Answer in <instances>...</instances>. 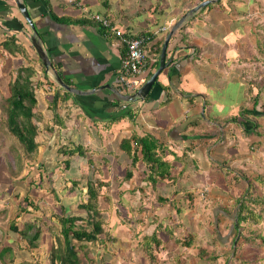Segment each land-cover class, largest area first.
<instances>
[{
    "label": "crops",
    "instance_id": "0c3cea01",
    "mask_svg": "<svg viewBox=\"0 0 264 264\" xmlns=\"http://www.w3.org/2000/svg\"><path fill=\"white\" fill-rule=\"evenodd\" d=\"M21 1L53 67L79 92L64 99L67 91H59L57 114L63 124L53 126L49 107L57 86L49 83L51 71L37 57L32 31L14 0H0V91L8 90L16 68L32 67L42 121H50L57 138L81 141L106 173L110 201L122 204L119 217L108 214L117 220L109 229L117 255L109 263L224 264L247 179L264 196V128L257 122L261 117L264 126V0H215L187 17L168 41V67L145 98L135 101L125 100L118 84L122 44L88 14H101L127 34L146 37L147 79L174 23L203 0H76L78 6ZM11 36L19 46L14 53L2 46ZM133 134L151 135L164 149L159 154L168 161L170 175L155 187L141 174L142 161L131 165L120 148L121 140ZM42 138L48 140L49 134ZM128 170L132 175L125 178ZM155 196L162 214L149 217L143 212L147 205L134 208V203H149L147 212H155ZM152 233L171 237L157 261L150 262L139 241ZM189 234L194 238L186 246L183 236ZM207 236L216 237L213 246ZM210 250L216 260L201 255Z\"/></svg>",
    "mask_w": 264,
    "mask_h": 264
},
{
    "label": "trees",
    "instance_id": "16d2710c",
    "mask_svg": "<svg viewBox=\"0 0 264 264\" xmlns=\"http://www.w3.org/2000/svg\"><path fill=\"white\" fill-rule=\"evenodd\" d=\"M12 36L2 43L3 49L8 53H14L19 50V46L16 45ZM159 48L160 47L158 46L156 52L153 51L155 52L156 57L159 55ZM147 55H149L148 50ZM155 63L157 64V62ZM34 74L35 71L30 66H20L15 69V74L9 81L7 94L3 97L4 100L2 98V100L0 99V107L1 109L3 108L6 113L5 124L2 123L0 125V131L1 128L3 129L6 127V129H8L7 131L18 140L27 157H33L38 153L37 148L44 143L42 135L47 132L49 134V139L46 141L50 142L52 145H57L55 151L62 156L61 159H63L65 168L70 166L71 158L74 155H78L85 157L88 160L90 167L93 166V171L97 168L100 171V166L97 165L90 155H87L86 150L88 149L84 148L81 141L75 142L66 139L64 136L57 138L54 131L55 127L53 126L56 125V123H58V125L63 124L62 121H60L61 118H59L57 114L58 108L56 105L59 91L63 89L55 84L54 81L49 82L57 86V92L54 94L53 101L50 103L49 107L52 113L51 120L53 126H50V121H42L43 115L37 106L38 95L33 85ZM69 94L70 93L68 92H64L63 98L66 99ZM39 122L41 125H38ZM253 126L254 125L251 127L253 128ZM50 134L55 137H51ZM223 138L224 136L222 139ZM120 148L130 160L131 165H135L139 159L142 161L146 168L143 169L141 174L144 176V179L148 180L153 186L161 180L169 178L170 171L168 161L159 154V152L163 154L164 149L151 135L138 136L133 134L130 137L121 140ZM47 152L48 151H46V153ZM138 154H140V156H138ZM46 166L48 167L47 163H44L41 166V170L42 168H47ZM22 167L23 165L18 164L15 172H20ZM131 175V170H128L125 173V178H129ZM246 182L247 187L244 189L243 197L240 199L238 198L237 200V204L239 201L240 203L235 211L236 219L233 222V228L236 233L231 241L233 247L230 254L232 253V255H227V259H230L229 261L226 259L224 264H246L239 255L240 248L243 247L244 243L251 239V234H254L255 231L251 230L249 235H244L242 232L244 231L243 229L245 225L250 226V224H257L261 219L260 213L256 211L253 205L264 203V196L256 192L258 186L254 184L252 180L247 179ZM71 183L73 186L74 184H78L76 181H72ZM105 186L106 181H104V179H93L92 174L88 175V179L86 180L87 198L76 204L77 208L82 209L85 212V215H80L79 213L70 214L67 212V206H64L63 204L60 205L61 212L57 215V222L60 225V229L58 235L55 237L56 245H51L49 250V264H83L78 255V250L83 251L85 259L91 260L92 255L95 254L92 249L94 246H98L100 248L99 251L103 253L100 264H110V259L117 255V250L113 246L115 237L110 234L108 228L106 229V226H109V216L107 212L110 211L112 206L110 196L105 197L104 195V198H106L109 203L107 207L103 208L99 205L100 199L98 190ZM23 200L30 205L33 204L27 196H24ZM34 207L37 208V205L34 204ZM20 208L27 210L25 207ZM105 214H107V216H105ZM9 227L12 231L17 232L31 248L38 246L37 241L40 237L41 229L34 221L24 222L21 227L18 228L15 223H10ZM111 227H116V222L113 225L111 224ZM171 234L172 232L169 230V235ZM171 236H166L165 239H162L157 233H152L151 235H144L142 237L139 241V245L144 254L149 258L150 262L157 261L158 252L161 248L165 247L164 243H167ZM193 238L194 237L189 234L184 237L182 244L189 246L192 244ZM215 238L212 237L211 244L209 245L213 246L216 240ZM179 239L177 238V240ZM260 241L261 244L264 245V236L260 235ZM75 242L78 246L75 245ZM87 248L88 251H86ZM13 252L15 251L12 246H2L0 249V259L5 262L4 256L6 253H9L10 258L7 262L11 264L14 257ZM207 253L209 261L216 260L217 256L213 255V250H210Z\"/></svg>",
    "mask_w": 264,
    "mask_h": 264
},
{
    "label": "rangeland",
    "instance_id": "374dc122",
    "mask_svg": "<svg viewBox=\"0 0 264 264\" xmlns=\"http://www.w3.org/2000/svg\"><path fill=\"white\" fill-rule=\"evenodd\" d=\"M1 57H3V54H1ZM4 81H8V78ZM6 94L7 91L4 90L2 93L0 91V99H3ZM5 118L6 113L0 107V125L2 123L5 124ZM257 122L259 127L264 128L261 117L257 118ZM39 123L38 125H41ZM7 130L5 127L1 128L2 132L0 131V249L4 245H11L14 248L15 252H13L14 257L11 264H49V250L51 245H56L55 237L58 235L60 229V225L57 222V215L61 212L60 205L67 206V212L70 214L79 213L80 215H85V212L77 208L76 204L87 198L86 180L88 179V175L92 174L93 179H104V181L108 177L104 171H97L98 168L93 171V166L90 167L88 160L78 155H74L70 160V166L65 168L63 159H61L62 156L55 151L57 145H52L47 141L39 145L37 148L38 153L33 157H27L18 140ZM74 141L79 142V140ZM46 151L48 152L46 153ZM86 151L88 156L91 155L90 149ZM125 158L127 159L126 156ZM39 161H42V165L47 163L48 167L46 166L47 168H42L41 170L42 165L38 166ZM128 162L130 163V160ZM18 164L23 165V167L20 172L16 173ZM72 181H76L78 184H74L73 186ZM107 185L109 184L106 182V186L98 190L99 205L103 208L109 204L107 199L104 198V195L105 197L110 196L107 194L110 193ZM256 192L259 193V191ZM261 192L264 193V190ZM24 196H27L33 204L26 203L23 200ZM153 199L155 203H152V205L156 207V209L153 208L155 212H151L152 210L150 212L148 210L147 212L148 208L151 209L148 205L149 203L141 204L137 202V204H133L134 208L147 205L143 207L147 208L143 212H146L149 217L157 211L161 213L163 210L157 209L160 203L156 201V196ZM34 204L37 205V208L34 207ZM20 207H25L27 210H23ZM118 207L122 208V204L112 203L111 211L107 212L110 217L111 214L115 213L119 217ZM253 207L260 213L261 219L257 224L244 226V231L242 232L244 235H249L251 230H254L255 233L251 234V239L240 248L239 255L246 264H264V245L260 241V235L264 236V203L255 204ZM110 217H108L109 226L107 225L106 229H110L111 224L117 222V220L112 221ZM27 221H34L41 229L40 237L37 241L38 246L35 248H31L17 232L12 231L9 227L10 223H15L17 228L21 227ZM183 237H186V235ZM207 237L209 240L212 239L211 236ZM119 238H124V235L119 234ZM75 245L78 246L76 242ZM98 248V246L92 247L95 254L92 255L91 260L85 259L83 251L78 250L82 263L100 264L101 253L99 251L100 248L99 250ZM86 251H88V248ZM198 253L200 254V252ZM217 254L219 255V253ZM201 255L205 256L207 252H203ZM9 258V253H6L4 256L5 262L0 259V264H10L7 262Z\"/></svg>",
    "mask_w": 264,
    "mask_h": 264
},
{
    "label": "built area",
    "instance_id": "2783aa9c",
    "mask_svg": "<svg viewBox=\"0 0 264 264\" xmlns=\"http://www.w3.org/2000/svg\"><path fill=\"white\" fill-rule=\"evenodd\" d=\"M69 5L78 6L76 0H62ZM88 17L103 26L107 33L113 34L123 46L120 65L117 71L119 87L127 94L134 93L146 80L148 55L146 37L132 36L115 26L108 17L98 13H89ZM203 193H201V196Z\"/></svg>",
    "mask_w": 264,
    "mask_h": 264
},
{
    "label": "water",
    "instance_id": "95a60500",
    "mask_svg": "<svg viewBox=\"0 0 264 264\" xmlns=\"http://www.w3.org/2000/svg\"><path fill=\"white\" fill-rule=\"evenodd\" d=\"M215 0H203L200 3L196 4L195 6L191 7L186 13H184L177 21L174 23L170 31L167 33L165 40L162 44L160 55H159V63L155 71L144 81V83L134 92L131 94L124 95V99L127 101H135L138 99H144L149 90L151 89L152 85L156 82L157 76L164 70V68L168 67L170 63V59L166 60V48L168 45V41L173 34V32L183 23V21L189 17L190 15L194 14L201 8H204L208 4L214 2ZM15 5L27 24L29 25L32 35L30 36L31 44L37 54V57L41 61L42 65L44 66L46 71H51L50 76L52 77L53 81L62 89L66 90L67 92L78 93L79 91L75 88H72L69 84H67L63 79L59 76L57 71L52 65L47 52L44 50L41 39L38 35L37 29L35 24L26 8L24 3L21 0H14ZM42 165V161H39L38 166Z\"/></svg>",
    "mask_w": 264,
    "mask_h": 264
}]
</instances>
